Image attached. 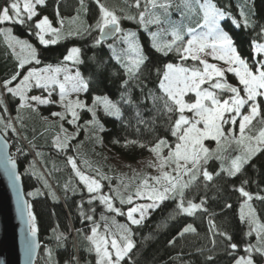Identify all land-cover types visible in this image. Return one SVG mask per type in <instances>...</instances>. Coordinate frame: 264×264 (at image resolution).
<instances>
[{"label": "snow or ice", "instance_id": "1", "mask_svg": "<svg viewBox=\"0 0 264 264\" xmlns=\"http://www.w3.org/2000/svg\"><path fill=\"white\" fill-rule=\"evenodd\" d=\"M46 7L47 0H0V37L15 62L11 73L0 79V166L16 192L17 212L26 225L25 253L29 264H33L40 244L36 240L33 205L20 190L16 154L26 157L30 150L45 163L44 153L36 148L35 135L29 140L24 134L25 118L32 116L59 129L51 147L65 157L66 166L71 168V175L62 185L64 199L67 202L79 197L76 213L81 227L72 226L64 232L57 225L51 237L57 250L68 253L64 264H138L137 229L143 228L166 202L174 204L166 220L206 214L211 251L215 250V237L219 235L226 241L224 250L231 257L230 264H264V218L252 203L264 204V188L255 194L247 190L256 183L248 177V169L255 170L254 161L264 155V43L256 42L257 38L264 40V23L255 18L253 0L238 4L239 19L214 0H122L119 8L110 7L107 0H78L76 16L71 18L73 26L67 30L59 3L55 14L60 27L42 14ZM245 8L249 10L246 12ZM173 13L179 18H174ZM90 14L93 22L87 19ZM125 20L135 24L136 29L125 28ZM225 21L237 30L243 28L254 34L249 45L250 59L243 56L234 38L223 29ZM16 26L26 28L42 49L75 38L88 40L93 54L85 61L84 50L71 46L56 65L45 63L41 48L15 35ZM96 32L98 36L93 35ZM140 32L147 35L148 46L157 56L175 58L154 68L153 88L148 87L153 74L148 68L152 58L145 51ZM107 40L112 42L106 44ZM105 46L109 55L98 57L95 50ZM86 63L92 65L87 76L81 70ZM229 74L235 84L229 81ZM105 78L119 80L118 100L93 92L94 86ZM34 91L40 94H32ZM136 92L138 96L134 95ZM141 104L152 113L150 118L143 116ZM53 106L61 110L52 111L49 116L40 112L41 107ZM125 107L134 110L132 120L125 118ZM84 113L90 114V119L81 124ZM101 114L121 122L125 129H134L136 138L126 136L122 144L119 139L112 143L147 151L150 159L145 166L151 171L133 169L131 177L112 176L89 159L68 154L78 152L83 143L78 140L82 131L87 139L103 146L101 134L106 128ZM65 124L75 130L70 132ZM10 140L15 142V154L8 151ZM21 140L28 143L29 150ZM208 142H214L215 147ZM212 161L218 163V170H209ZM25 174L40 181L47 195L58 202L34 163L29 164ZM233 179L239 180V186L233 185L232 190L239 193L238 218L246 229L239 244L230 233L216 228L212 219L216 213L208 208L209 185L220 192L223 184L215 181ZM201 186L205 195L196 202L195 195L189 197L188 193L193 188L198 192ZM44 194L36 188L27 196ZM225 207L232 205L225 203ZM117 217H124V222ZM196 232L189 223L168 245L174 247L177 240ZM203 251L197 249L200 254ZM44 257V264H58L52 247L45 245ZM205 259L212 264L215 257L209 254Z\"/></svg>", "mask_w": 264, "mask_h": 264}, {"label": "trees", "instance_id": "2", "mask_svg": "<svg viewBox=\"0 0 264 264\" xmlns=\"http://www.w3.org/2000/svg\"><path fill=\"white\" fill-rule=\"evenodd\" d=\"M218 6L222 8H228L232 14L239 19V8L238 4L244 2V0H214ZM254 10L256 13L255 18L264 23V0H253ZM57 3H59L60 15L65 18L64 25L67 28L70 27L72 17L76 16V10L78 7V0H47V7L42 9V14L48 15L53 21L55 27H59L60 23L56 19L55 8ZM107 3L110 7L115 6L119 8L122 6V0H107ZM95 5H91L92 11H95ZM249 9L245 8L247 12ZM88 21L93 22V16L90 14L88 16ZM123 26L128 29L135 30L136 25L130 23L129 21H123ZM222 27L227 31L235 40V43L243 56L246 59H250L251 52L249 50V45L251 38L254 35L251 30L247 32L241 28L237 30L231 24L230 21L222 22ZM15 35L21 38L29 39L31 43L37 48H41L38 42L34 37L29 36L27 29L23 27L16 26ZM98 36L99 33L96 32L93 34ZM139 38L144 44L145 51L152 58L151 63L148 65L149 69L153 70L151 79L148 81V87H155V67H162V64L167 61H174L173 56L164 58L162 56H157L147 43V35L144 32L139 33ZM112 41H106L105 43H111ZM258 43H264V40L257 38ZM88 40L80 39H70L67 41H60L57 45L49 46L46 49H42L43 60L45 63H52L56 65L64 54H66L67 48L71 46H80L84 50V59L88 61V57L92 56L93 49H90L88 45ZM97 56L100 58L107 57L109 51L105 48L101 50H95ZM14 61L10 57V52L6 50V47L3 44V37H0V79L8 76L11 73V70L14 67ZM191 64V61H188ZM92 65L86 63L81 66V70L85 76L89 74ZM119 80L115 78L109 79L105 78L99 83H97L93 92H100L101 94H107L109 97L116 101L118 100V91ZM91 95L89 93L88 102L91 103ZM135 96L139 95V92L134 93ZM11 106V105H10ZM144 105H140L145 119H148L152 116L150 111L144 110ZM41 112V111H40ZM13 114L14 110H13ZM48 114V111H46ZM134 110L125 107L124 115L126 119L132 120L134 117ZM90 119V114L84 113L83 118L80 121L81 124L85 120ZM101 121L104 123L106 131L102 133L103 136V146L97 144L93 140H89L85 137L84 132L80 133L78 137L79 141H82L78 152H69V155L78 156L80 159H89L93 162L95 166H99L103 169L102 163L100 160L104 157V148L109 150L113 155L121 158L124 161L129 163H136L148 156H150L147 151L131 148L125 149L120 145L113 144V139H119L121 144L123 143L125 137L136 138L134 129H125L121 122L117 121L114 118L104 117L103 114L100 115ZM134 123V120H133ZM25 124L27 130L24 133L28 136L29 140L35 135V144L38 151L44 153L43 160L44 164L40 162V158H37L35 152H32L28 149V143L24 140H21L20 143L26 150H29V155L21 156L16 154L17 168L18 173L21 175V183L23 187V192L26 200H28L33 205V214L37 220V236L40 244V250L35 264H44V247L45 245L52 247L54 252V260L58 261V264H64L65 259L67 258L68 253L63 250H57L55 248V241L51 239L53 236V229L59 226V231L67 232L68 229L72 226L77 228L81 227L78 215L76 213V203L79 201V197H71L67 202L64 199V192L62 190V185L65 181L68 180L71 172L66 166V159L63 155H58L51 147L52 135L49 134L51 125L45 121H42L38 116L26 117ZM35 129V132H33ZM48 129V130H46ZM44 133L41 135V133ZM161 134H163V129H161ZM73 144H76V141H73ZM9 147L11 154L16 153V146L13 140L9 141ZM100 159V160H99ZM257 165L256 169L249 168L247 175L248 177L255 181L252 183L247 190L251 191L253 194L258 192L260 188H264V155H260L258 159L254 161ZM30 163H34L38 172L45 174L51 183L52 191H56L55 195L58 198V202H54L50 196L47 195V189H44L43 184L37 179L31 177L30 175L25 174V169L29 167ZM45 168L49 171L45 172ZM56 169H61V171H56ZM210 171L218 170V163L212 161L209 165ZM50 173V174H49ZM107 183V182H106ZM116 181L113 180V184ZM217 184H223V190L217 192L215 188H212L209 185L210 190L207 192L208 196V208L211 212H215L216 215L212 217L217 229L227 231L230 233L235 242L238 244L242 239V232L245 231V227L241 225L238 218L239 211V193L232 190V186H239V180H229L224 182L222 180L215 181ZM259 184V188L257 187ZM36 188H40L45 194L37 196L35 198L28 197L27 193L29 191H35ZM189 197L195 195L196 202H199V199L205 195L204 188L201 186L199 191L195 188L188 193ZM216 196L213 199V196ZM225 203H230L231 208H226ZM254 206L259 210V215L264 218V204L259 201L252 202ZM87 207V206H85ZM174 208L172 202H166L161 209L157 210L152 214L151 218L148 219L143 228L137 229L138 234L135 237L137 248L139 249L138 253V264H180V261H183L184 264H208L205 257L209 254H212L215 257V260L212 264H230L231 257H229L225 250L224 244L226 241H222V238L217 235L215 237V250L213 249L212 238L208 233V223L206 214L197 213L196 217H188L186 215H180L175 220H166L169 213ZM99 211V209H98ZM97 215V219H98ZM121 223L124 222V217H117ZM192 223L196 228V233L186 234L182 239L177 240L174 247L168 245V241L175 236L180 229H182L187 224ZM166 224V226H165ZM150 237L147 241L144 240V237ZM73 238L75 239V233H73ZM71 249V244L69 245ZM197 249H203V254L197 252ZM84 255V254H82ZM179 257V260L174 259Z\"/></svg>", "mask_w": 264, "mask_h": 264}, {"label": "water", "instance_id": "3", "mask_svg": "<svg viewBox=\"0 0 264 264\" xmlns=\"http://www.w3.org/2000/svg\"><path fill=\"white\" fill-rule=\"evenodd\" d=\"M8 151L10 153V147ZM20 190L23 192L21 181ZM26 239V225L17 212L16 192L5 175L3 166H0V264H29L25 253ZM36 240L39 243L37 235ZM39 250L40 248L36 250L33 264L37 260Z\"/></svg>", "mask_w": 264, "mask_h": 264}, {"label": "rangeland", "instance_id": "4", "mask_svg": "<svg viewBox=\"0 0 264 264\" xmlns=\"http://www.w3.org/2000/svg\"><path fill=\"white\" fill-rule=\"evenodd\" d=\"M173 16L176 19L179 18L175 13H173ZM72 26H73V22H71V24H70V27H72ZM228 79H229V81L231 83H233V84L236 83L234 77H232L231 74H229ZM32 94H40V93H39V91H34ZM53 99H56V97L54 96ZM60 110H61L60 108L54 107V106L53 107H41L40 108V111H41L43 116H49L50 112H52V111H60ZM46 111H48V114H46ZM50 119H53V118H50ZM65 127H67L70 132L75 130L71 126H69L67 124H65ZM58 130H59L58 128H55V129L51 128L50 131H49V134L54 136L56 134V132H58ZM208 143H209L210 147H215L214 142H208ZM10 153H11V151H10ZM104 157H105V159H103V158L101 160L99 159L100 163H102L101 164L102 167H103L102 170L105 173H108L109 175H112V176H120V177H124V178L131 177L133 175V169H135L137 172H148V171H151L150 169H147L146 166H145V163H146V161L148 159H150V156H148V157H146V158H144V159H142V160H140V161H138L136 163H129V162L124 161L121 158L113 155L112 153H110L109 150L104 148ZM67 167L69 168V171L71 172L70 166H67ZM44 176L48 180V182H49V184L51 186V183H50V180L48 179V177L45 174H44ZM77 183H78V181H77ZM105 184H106V182H105ZM105 190H107V189H105ZM53 192L56 193L55 190Z\"/></svg>", "mask_w": 264, "mask_h": 264}]
</instances>
